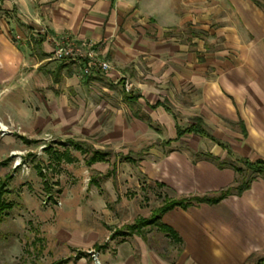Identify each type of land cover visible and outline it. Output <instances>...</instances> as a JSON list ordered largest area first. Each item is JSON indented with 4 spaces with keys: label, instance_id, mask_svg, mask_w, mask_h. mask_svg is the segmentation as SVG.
<instances>
[{
    "label": "crops",
    "instance_id": "crops-1",
    "mask_svg": "<svg viewBox=\"0 0 264 264\" xmlns=\"http://www.w3.org/2000/svg\"><path fill=\"white\" fill-rule=\"evenodd\" d=\"M62 38L93 42L110 70L80 77L53 58ZM0 87L42 136L64 138L58 161L74 149L88 168L87 192L44 203L77 263L93 251L103 264L264 257L261 175L163 213L175 239L127 229L167 200L237 188L235 168L264 160V0H0ZM97 217L114 228L91 227Z\"/></svg>",
    "mask_w": 264,
    "mask_h": 264
},
{
    "label": "rangeland",
    "instance_id": "rangeland-1",
    "mask_svg": "<svg viewBox=\"0 0 264 264\" xmlns=\"http://www.w3.org/2000/svg\"><path fill=\"white\" fill-rule=\"evenodd\" d=\"M20 98V94L9 93L8 87H0V121L10 128V133L0 135V184H6V206L0 211V264H52L61 259L69 260L68 264H79L66 245L60 242L58 235L64 226L47 210L44 202L53 205L62 201L65 194L81 196L87 192L81 187L88 182V168L84 167L82 156L74 149L70 150L71 154L69 152L73 163L56 159L55 151L60 154L65 151L64 138L49 132L42 136L40 129L32 126L33 110L29 109L28 119L22 120L19 115L24 111L19 108ZM37 136L43 138L36 139ZM19 157L28 171L15 166ZM242 176L245 179L252 174L247 172ZM155 200L153 198V202ZM142 206L145 208V204ZM89 224L105 230L114 228L99 217L91 218ZM157 231L156 227L145 229L148 233ZM259 259L263 261L251 264H264V257ZM99 260L103 264L100 255ZM90 264H94L91 258Z\"/></svg>",
    "mask_w": 264,
    "mask_h": 264
},
{
    "label": "built area",
    "instance_id": "built-area-1",
    "mask_svg": "<svg viewBox=\"0 0 264 264\" xmlns=\"http://www.w3.org/2000/svg\"><path fill=\"white\" fill-rule=\"evenodd\" d=\"M53 58L57 61L77 63L80 66V77L89 76L93 72L107 73L110 70V64L99 57L96 44L91 41L76 42L69 38L57 40L53 51ZM126 91L132 88L131 82H124ZM10 133L9 125L0 121V135L5 136ZM51 141V138L49 139ZM15 166H22L24 171H28L26 164L21 163V158L16 161ZM46 204V202H44ZM90 258L94 264H101L99 254L95 251L90 253Z\"/></svg>",
    "mask_w": 264,
    "mask_h": 264
},
{
    "label": "trees",
    "instance_id": "trees-1",
    "mask_svg": "<svg viewBox=\"0 0 264 264\" xmlns=\"http://www.w3.org/2000/svg\"><path fill=\"white\" fill-rule=\"evenodd\" d=\"M48 150H50V148ZM57 159H59V158H57ZM235 169L238 173L244 174V176H245V173L251 172L252 175H261L264 178V160H258L256 162L245 161L243 163V168H235ZM39 172H40L41 176H44L42 170H39ZM251 179H252V176H250L248 179L247 178L243 179L241 184L237 188H235V189L228 188V190L222 191L220 193L219 197H217L213 200H211L207 197L184 198L181 200H167L159 209H157L154 212V214L150 218L140 219V220L136 221L134 224L128 226L127 229L129 231H136V230L139 231L146 226L154 225V226H157L161 231L167 232L169 236H171L172 238L175 239L176 237H175L174 232L159 222V219L163 213H165L166 211H168V210H170L176 206L188 207L190 205H193L194 203L218 201V200L222 199L223 197L230 195L233 191H236L237 194H240L241 192H243L245 189H247L249 187ZM5 193H6V184H5V182H3L0 184V211H2L3 208H5L4 206H6L5 202H4ZM0 218H1V215H0ZM260 260L261 259H257L256 261L260 262ZM261 261H263V260H261ZM65 262H66L65 260H61V261L54 262L52 264H64Z\"/></svg>",
    "mask_w": 264,
    "mask_h": 264
}]
</instances>
